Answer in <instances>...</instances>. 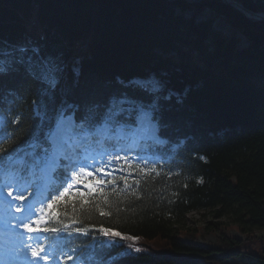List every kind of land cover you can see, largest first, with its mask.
<instances>
[{
  "label": "trees",
  "instance_id": "16d2710c",
  "mask_svg": "<svg viewBox=\"0 0 264 264\" xmlns=\"http://www.w3.org/2000/svg\"><path fill=\"white\" fill-rule=\"evenodd\" d=\"M263 78L264 19L223 0H0V181L33 182L61 113L90 127L142 106L165 142L52 198L44 242L63 264H264ZM192 211L217 247L194 241Z\"/></svg>",
  "mask_w": 264,
  "mask_h": 264
},
{
  "label": "rangeland",
  "instance_id": "374dc122",
  "mask_svg": "<svg viewBox=\"0 0 264 264\" xmlns=\"http://www.w3.org/2000/svg\"><path fill=\"white\" fill-rule=\"evenodd\" d=\"M209 14L208 9H205L204 11L200 12L196 18H203L206 17ZM214 26L216 28H219L221 30H223L225 33L229 34L231 29L229 27V25L222 20L221 18H217L214 22ZM244 42V38L241 37V44ZM137 83L139 84H149V86L153 89H158L160 86V82L159 80L154 77V76H150L147 79H136L135 80ZM261 84H264V78L261 80L260 82ZM134 123L135 126H128V127H122V126H117L115 127V131L119 134H125L126 136L130 135V136H135L137 135V139L140 141H144L146 139L147 136H151V137H155V133H156V126L155 123L153 122V120L150 118V113L146 108L143 107H137V109L134 110ZM60 121H63V125L64 128L66 129L68 127V131L70 130V128L72 126H74L76 128V126L73 123V119L70 116H65V115H61L59 118ZM139 126H141L140 128H138ZM105 128V127H103ZM109 128V126L107 127ZM122 128H125L126 130H120ZM131 128V130H130ZM125 131V132H123ZM54 132V131H53ZM52 132V133H53ZM64 136V135H63ZM114 137H122L118 134H114ZM52 137V136H51ZM56 137V136H55ZM66 137H69V135H67ZM66 137H63L62 139H60L59 144L57 143V137L53 140V144H54V153L56 152V150H58L62 144H66L65 139ZM84 139V138H82ZM85 143L78 147L80 149H82L79 153V165H74L73 166V176H69L68 182H67V187H71L74 184L76 185L77 182H79L81 179L85 178L86 176H90L91 174H95L98 173V175H105V173H107L114 165V163L116 162L117 159L120 158L121 161L126 160V158H124L125 156L123 154H118L116 152H108L106 153L103 149L99 150V151H95L92 150L91 147H86V149L84 148ZM53 158L55 159V154L53 155ZM85 165V166H84ZM83 169H82V168ZM76 172H79L78 174H75ZM82 172V173H80ZM14 190H12L10 192V196L13 197L15 195L20 194V192L18 193H14ZM34 201L30 200L28 202L22 201L19 204H21L24 207V210L21 213H17L16 211H13L11 209H9L8 212H10L14 217L18 218V224L19 223H26L27 221V214L29 212H31V210H33L31 207L33 205ZM5 211H7V206L4 205V203H2V201H0V213H4ZM210 216L207 215L204 211H192L190 213L187 214L186 216V226L190 227V228H195L198 232L194 239L195 242L200 243V244H204V245H208L211 247H217L218 246V242L216 240V235L212 232H203V227L205 226V223L207 221V219ZM226 219V218H223ZM21 220V221H19ZM230 232L233 233H237L235 231V229L231 228L229 229ZM256 233L258 234H264V229H260L257 230ZM240 235V234H239ZM241 237H243L242 235H240ZM32 245V244H31ZM133 245V246H132ZM144 245V244H143ZM130 246H132V248L135 249H124L122 250V252H126V253H136L140 248V244L136 241V240H132L130 243ZM29 249L32 251L31 247H29ZM142 250H146V251H150V249L148 247H143ZM34 259H37V256H33ZM203 264H221L217 261H212L209 259H203L201 261ZM250 263V259L248 255H237V256H232L230 258H228L227 260H225L224 263L222 264H249Z\"/></svg>",
  "mask_w": 264,
  "mask_h": 264
},
{
  "label": "bare ground",
  "instance_id": "6f19581e",
  "mask_svg": "<svg viewBox=\"0 0 264 264\" xmlns=\"http://www.w3.org/2000/svg\"><path fill=\"white\" fill-rule=\"evenodd\" d=\"M63 121H60V120H58L57 121V123L55 124V126H54V129H53V133H52V139H55L56 137V139H57V143L59 144V140L60 139H62L63 137H65V134H66V129L64 128V125H63ZM141 126H139L138 128H140ZM102 130L104 129L103 127L101 128ZM64 135V136H63ZM120 135H122L123 137H125L126 135L125 134H120ZM56 136V137H55ZM77 136L78 135H73V134H70L69 135V137H66V139H65V142H68V141H70L71 139L70 138H77ZM129 137H130V135H128ZM62 148H63V144H62ZM65 148V147H64ZM55 154V158L57 157V153L55 152L54 153Z\"/></svg>",
  "mask_w": 264,
  "mask_h": 264
},
{
  "label": "water",
  "instance_id": "95a60500",
  "mask_svg": "<svg viewBox=\"0 0 264 264\" xmlns=\"http://www.w3.org/2000/svg\"><path fill=\"white\" fill-rule=\"evenodd\" d=\"M223 1H225L228 4L236 6L237 8H239L240 10L245 12L248 16H254L256 18L264 19V13L263 12H253L250 9L246 8L245 6H243L242 4H240L234 0H223Z\"/></svg>",
  "mask_w": 264,
  "mask_h": 264
}]
</instances>
